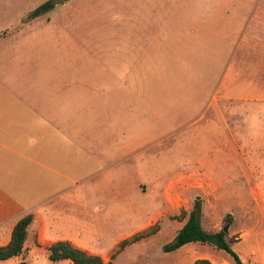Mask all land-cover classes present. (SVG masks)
I'll return each instance as SVG.
<instances>
[{
	"label": "rangeland",
	"instance_id": "rangeland-1",
	"mask_svg": "<svg viewBox=\"0 0 264 264\" xmlns=\"http://www.w3.org/2000/svg\"><path fill=\"white\" fill-rule=\"evenodd\" d=\"M52 1L0 0V84H27L65 137L28 150L30 135H3L0 235L40 202L52 233L104 263L236 264L198 242L163 251L198 205L203 230L229 225L241 264H264V0ZM198 158L206 182L195 176L189 202L151 225L158 235L140 230ZM33 241L0 264H71Z\"/></svg>",
	"mask_w": 264,
	"mask_h": 264
},
{
	"label": "crops",
	"instance_id": "crops-1",
	"mask_svg": "<svg viewBox=\"0 0 264 264\" xmlns=\"http://www.w3.org/2000/svg\"><path fill=\"white\" fill-rule=\"evenodd\" d=\"M65 2L66 1L54 5H64ZM7 34L8 32L4 31L0 36H5ZM54 117L50 109H43L41 113L35 111L33 94L27 87V84L14 87L7 84H0V158L2 154L1 148L3 147V135H13L11 140L18 141L17 144L24 141L25 135H30L27 140L28 150L37 143L40 145L48 144L50 146V142L54 139H58V136L65 138L59 129V123L56 122ZM203 160L204 158L196 159L194 161V167L185 173L178 174L164 190H158L160 205L163 204L166 208L153 212L140 230L151 227L154 222L162 217L164 212H170V209L177 207L179 203L185 205L189 202L190 194L195 192V176L198 175L206 182V170L203 168ZM138 186L141 193H147L148 187L146 185L138 184ZM203 191H206V189L204 188ZM218 191H220V187ZM39 203L40 202L28 206L25 208L24 212L15 214L7 221V223L9 222L11 224L9 229L3 230L0 235V247L9 243L15 224L23 217L31 215L33 220L27 227V239L29 237L31 241L34 240L33 245L36 242L37 244L49 247L54 242L66 241L72 246L85 251V247L72 237L59 236L56 233H52V219L48 217L50 208L48 210L37 211L36 209L40 205ZM181 227H176V233ZM28 232H30V236ZM157 232L158 235L161 232V228L160 231L158 230ZM134 233L135 231L127 235L129 236ZM198 259L208 260V257L200 256Z\"/></svg>",
	"mask_w": 264,
	"mask_h": 264
},
{
	"label": "trees",
	"instance_id": "trees-1",
	"mask_svg": "<svg viewBox=\"0 0 264 264\" xmlns=\"http://www.w3.org/2000/svg\"><path fill=\"white\" fill-rule=\"evenodd\" d=\"M67 1V0H63ZM52 7L51 3H45L40 8L34 10L32 16L35 17L40 12L48 10ZM199 206L189 212L184 225L179 229L173 241L165 245L163 251L166 253L173 252L189 243H202L215 247L218 250H223L230 255L236 264H241L239 256L232 250L230 243L226 240V234L222 230L218 232H207L202 229L199 220ZM33 218L27 215L20 219L14 226L10 241L7 245L0 247V261H4L13 257H18L25 252V242L27 239V227L31 224ZM152 228L151 234H155L158 230L155 225ZM141 235H134L130 239H124L119 242L118 248L123 249L140 240ZM48 259L51 262L69 261L71 264H113L111 261L104 263L97 255H90L83 250H80L66 241H57L48 247ZM114 258L112 255L111 259ZM20 264H24L21 262ZM193 264H212L207 259H197Z\"/></svg>",
	"mask_w": 264,
	"mask_h": 264
},
{
	"label": "water",
	"instance_id": "water-1",
	"mask_svg": "<svg viewBox=\"0 0 264 264\" xmlns=\"http://www.w3.org/2000/svg\"><path fill=\"white\" fill-rule=\"evenodd\" d=\"M63 0H53L52 4H58V3H63ZM228 228L229 225H226L225 227L222 228L223 233L227 234L228 233Z\"/></svg>",
	"mask_w": 264,
	"mask_h": 264
}]
</instances>
